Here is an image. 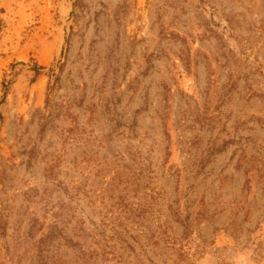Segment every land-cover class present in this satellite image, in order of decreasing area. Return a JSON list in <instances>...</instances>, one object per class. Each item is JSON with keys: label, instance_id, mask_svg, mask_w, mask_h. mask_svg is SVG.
<instances>
[{"label": "rangeland", "instance_id": "374dc122", "mask_svg": "<svg viewBox=\"0 0 264 264\" xmlns=\"http://www.w3.org/2000/svg\"><path fill=\"white\" fill-rule=\"evenodd\" d=\"M0 109V264H264V0H0Z\"/></svg>", "mask_w": 264, "mask_h": 264}, {"label": "trees", "instance_id": "16d2710c", "mask_svg": "<svg viewBox=\"0 0 264 264\" xmlns=\"http://www.w3.org/2000/svg\"><path fill=\"white\" fill-rule=\"evenodd\" d=\"M41 68H42L41 66H38L37 64L35 65V70H36L37 74L40 73ZM4 82L6 83V80ZM4 82H3V85H4ZM4 86L7 89L6 85H4ZM5 94H6V90H5ZM5 94L3 95V99L1 101V103H3V101H4ZM2 118H3V116H2V113H1V109H0V122H1Z\"/></svg>", "mask_w": 264, "mask_h": 264}]
</instances>
